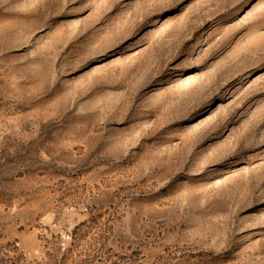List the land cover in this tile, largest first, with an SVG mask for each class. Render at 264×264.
Masks as SVG:
<instances>
[{
  "label": "rangeland",
  "instance_id": "1",
  "mask_svg": "<svg viewBox=\"0 0 264 264\" xmlns=\"http://www.w3.org/2000/svg\"><path fill=\"white\" fill-rule=\"evenodd\" d=\"M0 264H264V0H0Z\"/></svg>",
  "mask_w": 264,
  "mask_h": 264
}]
</instances>
